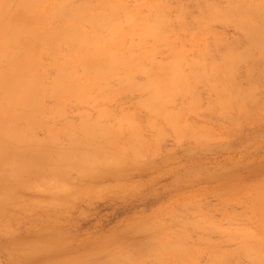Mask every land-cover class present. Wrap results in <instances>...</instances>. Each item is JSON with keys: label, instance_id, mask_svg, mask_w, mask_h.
Instances as JSON below:
<instances>
[{"label": "rangeland", "instance_id": "1", "mask_svg": "<svg viewBox=\"0 0 264 264\" xmlns=\"http://www.w3.org/2000/svg\"><path fill=\"white\" fill-rule=\"evenodd\" d=\"M156 1L166 2L167 0ZM175 4L177 3L173 0V3L171 2L172 11L174 7L176 8ZM222 5L219 3L220 7ZM193 8H191L192 11ZM142 9V13L147 15L148 7L144 5ZM220 23L216 22L213 23L214 26L213 24L210 26L212 30L209 29V35L206 34L205 27L199 28L198 32L196 30L197 35L203 42L200 46L192 43L195 32L186 33V35L180 32L185 37L183 38V44L186 53L184 52L182 56L179 55L181 58L183 57L182 61L180 58V64L184 63L182 66L179 65V72L183 73L184 76L191 75L192 68L189 74L184 69H187L185 66H191L195 62L189 64L188 60L196 61V63L199 60L204 65L206 63L205 66L203 65L205 67V77L202 79L203 81L197 80L196 86L192 83L193 79L190 83L191 78L189 77L190 90H188L189 86L186 89L188 96L182 94L186 101L179 98L181 94L180 96L178 94L176 96H179V99L176 96L173 97L171 99L172 103H168L169 105L165 103L166 107L169 108L164 107L163 109L168 110L167 112L170 115H174L176 111L175 117L178 114L176 122L180 123V126L184 122L187 124L186 121L189 124H195V126L201 123V125H204L203 127L200 125L202 130L191 137L188 134H176V130L182 129L181 127L179 129V125H175L176 123H173V125L178 129H172L170 126V128L162 129L161 132L158 131V128H149L144 118L149 116L148 120H150V115H144L143 118L142 112L138 114L141 108L138 110L139 106L136 104L139 94H136L137 92L130 95V98L126 97L129 93L126 94L125 92V96L124 92L120 95V92L116 91L117 96L102 103L101 106L105 108L107 102L110 105H107L108 108H113L116 104V107L123 105L121 107L124 116L126 112L131 115L130 117L138 114L136 115L137 120L135 118L138 127L136 122L131 125L130 121H127V123H130L127 124L123 120L122 126H119L114 122L115 120L112 121L111 119L112 122L104 121L105 124H101L97 130H82L79 125L84 123V119L80 117V113L78 114L75 109L78 108L77 110L82 113L86 109L85 105L84 107L81 105L80 108L78 107L80 105L73 107L75 105L73 103L72 106V102L68 105L65 104L64 112L66 111V114L52 123L54 129L59 132L47 130L50 126L52 127V124L48 126L52 122H49L50 120L46 122L47 126H41L33 130L27 129L21 122H15L11 118L7 119L0 116V264H53L57 260L75 257L74 255L83 258L90 254L94 255L92 260L94 259L95 264L96 262L100 263L99 261L103 262L100 264H105L107 258L102 261L103 258L113 253L117 248H124L122 251L127 250L130 256H134L133 253L135 252H140V256L143 253V257L148 259L146 253L149 250V244L152 243V241L149 243L148 240L157 226L159 234L169 236V238L174 236L171 242L174 241L175 237H180L179 232L184 233L182 229H189L188 236H185L188 239H185L184 246L185 249L189 250L193 245V250H191V258L189 257L188 262H190L189 264H206L207 256L208 260L212 257L210 254L215 252L225 253L222 251L228 252L232 247L237 250L240 245V235L237 234L239 235L237 236L235 233L238 241L237 237L234 236L233 239H230V237H233L231 236L234 235L232 232H235L239 227L241 228V225L244 226L243 228H247V226L245 227L246 224L249 225V228H253V226L256 229L262 228L258 224L256 210L254 213L252 209L257 205L256 197L259 194L263 198L258 202V206L262 205V208H264V82L260 78L257 79L260 82L255 89L253 103L246 105V109H248L246 115L237 114L233 111L234 109H232L233 112L227 114L212 112L215 108L218 109V102L216 100L217 95L212 88V90L210 89V86L215 87V75L218 76V74L208 71V65L214 64L219 68L221 66L224 67V70L228 69L227 71L230 72L232 68L229 67L230 65H226L228 62L227 53H224L226 54L225 58L222 57L223 52H225L223 45L238 43L239 46L235 48L237 52L238 49H242V42L244 43V39H242L244 32L242 33L233 25ZM201 29L205 31H201ZM172 31L171 29L170 32L172 33ZM171 33L165 35L170 34L171 36L167 37L174 41V36ZM212 34L214 35L212 36ZM165 35L162 40L167 38ZM210 35L217 40L213 39V41ZM187 36H191V38L188 37L187 39ZM168 38L165 41H160L164 42L162 45L157 42L162 48H159L158 44H155L152 40H150L152 42L147 41L145 44L146 46L150 44L151 47L148 46V48L157 51L156 53L153 52L155 56L151 55L152 57L144 54L146 57L155 58L154 60L157 61L153 60V63L150 60L153 68L150 64L147 65L143 58L140 61V65L148 69V74H151L152 69L156 71L154 64L157 63L156 67L157 65H165L177 54L176 50V53L173 52V44L176 47L180 43L176 42L175 44V41L170 40L172 43L170 45V43H166V41H169ZM190 39L192 42L189 41ZM227 42H230V44ZM166 46L169 48L166 49ZM208 46L213 48L209 49ZM195 47H198V49ZM187 52H190L189 55ZM240 52H237V54ZM191 54L193 56L195 54V57L198 58L201 55V57L198 59ZM233 54L236 53L233 52ZM148 58L146 61L149 63ZM184 59L188 61V64H185L187 61H184ZM211 60L213 62H210ZM214 61H217V64ZM141 62L146 63L148 67L143 66ZM222 62L224 66H222ZM263 65L259 69L263 68L264 70ZM189 66L188 69H190ZM237 66L238 69L234 70L235 73L231 72L234 73L233 76L231 74V78L245 85L248 81L245 79L243 81V77H247V72L243 73L246 66L245 64H238ZM240 68L241 72L239 71ZM47 71H50V69L48 68ZM236 72L237 76H235ZM50 74L51 72L49 76ZM239 74L241 75L239 76ZM143 75L139 74L138 79H136L142 80L140 82L147 81L146 73ZM146 76L148 77V75ZM143 79L145 80L143 81ZM210 80L213 81L211 85L209 84ZM202 82H206V84L203 85ZM194 83L196 82L194 81ZM226 83L230 84L229 82ZM219 85L217 86L219 87ZM193 89L196 90L193 91ZM187 92H184L185 95ZM142 93L144 96L145 91ZM191 93L193 96L194 94L200 96L201 102L199 100L200 103L197 105L202 107L207 102L212 104L217 102L215 108L208 103L207 105L210 104V106L204 105V108H213L211 111L210 109L204 111L205 109L202 107L204 109L202 112L201 107L198 108L197 106L198 113H195L197 108H194V105L191 108ZM46 98L44 103H47L46 106L49 108L53 100H50V97L49 100H46ZM114 99H116L114 102L118 101L116 104L112 102ZM196 99L193 101L198 102V99ZM179 101L187 103L180 107ZM134 102L135 107L133 106ZM177 102L178 106H176ZM171 104L175 106L172 107ZM69 105H71V110L68 107ZM189 106L190 108H188ZM121 107L119 108L120 113ZM111 109L110 112L113 111ZM115 109L114 112L116 113ZM199 113H201V116H197ZM94 114L91 115L90 121L97 119V117L95 118L97 113ZM190 115L192 118H190ZM156 119L160 127L167 126H163L165 123L163 124L162 119ZM68 123L77 126V131L70 136H67V131H62ZM155 123L154 125L157 126V123ZM199 125H197L198 128H200ZM195 126L191 127L196 129ZM169 129L174 130L173 133ZM5 130L21 135L23 140L16 141L8 136ZM225 195L228 199L226 203L223 202ZM226 210L229 212L226 213ZM230 215H232L231 218ZM241 215L248 218L247 223L244 219L245 216L240 219L236 218V223L224 222L231 221L233 218L235 221V217H241ZM215 219L218 222L223 219L222 223L220 222L222 225L219 226ZM212 220L215 222V224H212L214 226L208 224L209 222L206 223L207 221L212 222ZM191 221L193 222L190 225H195L196 228L193 226V229L191 226L187 227ZM199 221L200 223H206V225H200L202 228L205 226L208 229L210 226V230L207 231L202 228L200 230ZM196 222L198 224H195ZM181 224L184 226L181 227ZM159 226H161L160 230ZM197 226L199 227L197 228ZM228 228L231 230H228ZM249 228L247 230L251 231L252 228ZM211 229H214L215 232ZM218 230L221 233L216 232ZM203 232L208 235H204ZM227 233L228 235H225ZM227 238L231 242H228ZM234 239L236 240L234 241ZM215 240L216 243H213ZM211 243L212 245H210ZM236 244L238 247H236ZM169 258L170 256L165 254L158 261V264H169ZM239 259H242L239 260L241 263L243 261L242 264H249L244 263L247 261L245 257ZM148 260L152 261L151 258ZM152 262L151 264H155Z\"/></svg>", "mask_w": 264, "mask_h": 264}, {"label": "bare ground", "instance_id": "2", "mask_svg": "<svg viewBox=\"0 0 264 264\" xmlns=\"http://www.w3.org/2000/svg\"><path fill=\"white\" fill-rule=\"evenodd\" d=\"M166 2H159L156 0H0V116H3L7 119L11 118L15 122H21L24 126L27 127V129L34 130L41 126H47L46 122L48 120H50L49 122L52 121L48 124V126H50V124L58 120V118L61 119V117L66 114V111L64 112V106L66 107L65 104L68 105V103L72 102V106L73 103L75 105L73 107H77L76 105H80L78 106L80 108L81 105L83 107L85 105L86 109L83 108L84 110L82 111V113L81 111L77 110L78 108H74L78 114L80 113V117L84 119V123L79 125L80 129L82 130H97L98 127L101 126V124H105L104 121H111V119L112 121L115 120L114 122L116 124H119V126H122V120L123 122L125 121L124 123L130 121L131 125H134L135 123L133 124V122H136L135 118L137 120L136 115L142 112L143 118L145 117L144 115H150V120H148L149 116L144 118L146 125L149 126V128H158V131L162 132L164 128H170V126L172 129H180L181 127L182 129L176 130V134L181 135L183 133L188 134L191 137L196 132L201 131V126L203 127L204 125H201L202 123L200 124L201 126L197 124L200 127L198 128L197 125L195 126V124H193L196 127V130L194 127H191L193 126L192 123L189 124V122L186 121L187 124L184 122V124L180 126V123L178 124L176 122V119H178V114H176L177 117H175L176 111L174 110L175 113L174 115L172 114V116L169 112H167L168 110L166 111L163 108L166 107L165 103L170 104L171 99L178 94L179 96L181 94L180 97L178 96L179 98H182L183 101H186L183 96H188V92L186 90L188 86V90H190L189 77L191 78L190 83L193 79L192 83L195 84V86L197 85V80L200 81L205 77L204 66L206 65V63L204 65L203 63H200L199 60H197L198 63L193 60H188L190 62L189 64L195 62V64L193 63V65L191 66L188 65L190 69H188V66L184 65L187 68L184 70L188 74L192 68L193 71H191V75L189 74L188 76H184L182 75L183 73L179 72V65H181L180 63L183 59V57L181 58L179 55L182 56V54L185 52V45L183 44V38L185 37H183V34L186 35V33L195 32L192 37L193 42L191 39L189 41L200 46L201 44H203V42L197 35L198 29L205 27L204 29L207 32L205 33L209 35V29L212 30L210 26L213 23L215 24L216 22L218 24L222 22L224 24L227 23L233 25L236 29L242 31V33L244 32V37L242 38L244 39V43L242 42V49L237 48L239 50H237V52L241 51L239 54H237L235 50V48L239 46L237 45L238 43H235V46L232 41L233 45H231L230 42H227L230 45H223V50L225 52L222 51V57L225 58L224 56L226 54L224 53H227L226 58L228 62L225 63L226 65L228 64L227 66L230 65L229 67L232 68V70H230L231 68L229 69L230 72L227 71L228 69L224 70V67L222 68L220 64V68L214 64H207L209 66H207L208 71L218 74V76L214 74L216 77V85L214 83L215 87L221 84L216 88L214 86V88L210 86V89L212 88L217 95L216 100L218 102V109L215 108V103L217 102L214 103L213 101L214 104H212L211 102H207V104L210 103L212 104L211 107L214 106V110H212L213 108H209L210 111L212 110V112H224V114H227L234 111L237 114L246 115L248 110L246 109V105L253 103L252 101L256 93L255 89L258 87V84L260 82L257 79L260 78V80L262 79L261 81L264 82V70L263 68L259 69L260 66L264 64V0H175L178 5L175 4L176 8L174 7L173 11L171 8V2L173 3V0H167ZM219 3L223 5L220 7ZM144 5L148 7L147 15H144L142 13V7ZM192 7H194L193 11L191 9ZM171 29L173 30L172 33L170 32ZM204 29H201V31H205ZM180 32H183V34H180ZM167 33L173 34L175 44L177 42L181 45L177 44V46L180 45L178 46V49V47H175V45L173 44L174 51H172L174 53H176L177 51V54H175L174 57L171 56L172 59L169 60L170 62H167V64L165 65H157L156 67L157 63L154 64L156 71H153L152 69L153 74L151 71L152 75L150 73L149 75L147 73L148 69L143 68L140 65V61L143 58L145 60L144 62H146L147 65L150 64V60H152L153 62L155 58L153 57L154 59H150L144 54H148L147 56L152 57L151 55L155 56L153 52L156 53L157 51H153V48L149 49L148 46L150 44H148L147 46L145 44L150 40L155 42V44L157 42L159 43ZM169 35L170 34L165 36L170 37L171 35ZM213 35L214 34H212V36ZM188 37L189 36H187L186 38L188 39ZM189 38H191V36ZM165 39L162 41H165ZM213 39L216 38H212V40ZM168 40L169 41H166V43H170L171 45V38H168ZM171 41L174 42L173 40ZM160 43L162 45L164 42ZM159 44V48H162V46L160 47ZM165 48L167 49L169 47L166 46ZM195 48L198 49V47ZM233 52H235L236 54H233ZM142 53L144 56H141ZM206 53L204 54L206 55ZM209 55L211 56V54ZM193 57H195V54ZM147 58L149 63L146 61ZM186 59H184V61ZM188 61L187 63L185 62V64H188ZM144 62H141V64H143ZM210 62H213V60H211ZM214 62H216L217 64V61ZM146 63L143 64V66L146 65ZM261 63L262 65H260ZM183 64L184 63H182V65ZM238 64H245L246 66V68L244 67V69L246 70L243 73L247 72V77H243L242 75L243 81L244 79L248 80L245 85H242L238 80H232L231 78V72L233 71L235 73L234 70L238 69ZM150 66H152V64H150ZM222 66H224L223 62ZM48 68L50 69V71H47ZM241 68L239 69L240 72L242 71ZM220 70L222 71L220 72ZM50 72L51 74L49 76ZM237 72L235 76H237ZM145 73L146 75H148V77L145 75L147 81H144L145 79H143L144 82H140L142 80H137V76H139V74L143 75ZM240 75L241 74H239V76ZM248 75H250V77H248ZM208 79L210 78L208 77ZM194 81L196 83H194ZM212 82L213 81H211L209 84L211 85ZM226 82H229L230 84ZM201 84L204 85L206 84V82H202ZM195 90L193 89V91ZM116 91H119L120 95L124 92L125 96L127 93H129L126 97H130V95H133L136 92V94L139 93V98L136 95V104H138L137 106H139L138 110L141 108V111L139 110L138 114H134V117H130L131 115H128V112H126L124 116L122 114L123 108L121 107L123 105L116 107V103L118 101L114 102L117 98L112 100V102L116 104L115 106H113L112 104L113 108H108V106H110L108 102L106 103L108 106L105 104V108L102 107V103H105L106 101H109L113 97L117 96ZM143 91H145V93L147 92L146 95L144 93V96L142 93ZM184 92H187L186 95ZM182 94L184 95L182 96ZM199 95L194 94L193 96L191 93V108L193 107V105L194 108H197V106L198 108L201 107V105H197L201 102ZM195 96L198 99V102L193 101L194 99H196L194 98ZM45 98L46 100H53V102L50 103L52 104L51 107L47 108V103H44ZM112 102L110 101V103ZM179 102L180 107L185 103H181V101ZM134 104L135 102L133 103V106L135 107L136 104ZM207 104H203L202 107L204 108V105L210 106V104ZM70 106L71 105H69L68 107ZM176 106H178V102L176 103ZM120 107L121 113L119 112ZM202 107L200 108L201 111L204 109V111H209V109H207L208 107H205L204 109H202ZM111 108L113 109V111L110 112ZM115 108H117L118 111ZM188 108H190V106ZM198 108L195 113H198ZM114 109L116 110V113L118 112V114L114 112ZM232 109L234 110L232 111ZM66 110L68 109L66 108ZM138 110L136 109V111ZM91 111L95 113L94 114L92 112L94 115H96L97 113V115L95 116V118L97 117V119H95L94 121H90L92 117L91 115H93ZM145 111L147 112L145 113ZM199 114H197V116H201V113ZM156 118L162 119L163 124L165 123V125H162L167 126L160 127ZM190 118H192L191 115ZM146 119L150 121V123H148ZM154 120L159 127L154 125ZM115 123L113 124L115 125ZM168 123H170L171 125ZM173 123H176L175 125L178 124V128L176 126L174 127ZM138 126L139 125L137 124V127ZM172 129L169 130L171 131ZM47 130L50 132H59L58 130L54 129L53 124L52 127L50 126ZM165 130L168 131L167 129ZM62 131H67V136H70L77 131V126L68 123V125H65V127L62 129ZM173 131L174 130H172V133ZM5 132L8 136L12 137L16 141L23 140V137L21 135L14 134L10 130H5ZM223 198V202L226 203L228 200L227 195H225ZM262 198L263 196L261 194L257 195V205L252 209L254 213L256 210V215L259 217H257L258 224L261 225L262 228L256 229L253 226V228L255 229L250 227L252 228L250 231L247 230V228H249V225H245V227L247 226V228H243L244 226L242 227L241 225V228L239 227V229H237L235 232H232L234 235L231 236L233 237H230V239H233L240 235L239 247L236 244V247H238L237 250L234 247L235 250L233 251L234 248L232 247V249L229 247V250L231 251L228 250V252L222 251L225 253L215 252L213 254H210L212 257L209 256L210 258L208 260L207 256V261H205L206 264L208 261V264H242L243 261L242 263L241 261L239 262V260H242L239 259L241 257H245V259H247V261L243 259L245 261L244 263H264V208H262V205L258 206V202H260ZM228 212L229 211H227L226 213ZM231 216L232 215H230V218ZM244 216L245 215H243V217ZM243 217L242 215L241 217H235V221L232 217V222L228 221L227 219L226 220L228 222H224L236 223V218L240 219ZM244 219L247 223L248 218L246 217ZM216 220L217 219H215V222L219 223L220 226L223 219H221V223ZM200 221L198 223H200ZM192 222L193 221H191V223L189 222V225H187V227L193 226L194 228H196L195 225H190L192 224ZM210 222L211 221H207L206 223L211 225L215 224L213 220L212 222L214 223ZM198 223L196 222L195 224ZM203 223H200L199 226L206 225V223ZM182 224L181 227L185 225L184 224L182 226ZM199 226H197V228ZM157 228L158 226L154 228V230L152 231L153 234L148 240L149 243L152 241V248L149 244L150 247L148 252L146 253V256L148 254V259L151 258L152 261L154 260L153 262L151 261L152 263L158 264V261H160V259L164 257L165 254H168V256H170L169 261L171 264H189L190 262H188V260L190 257V253L192 252L191 250H193V245H190L191 247L189 248V250H187L185 249L184 243L185 239H188V237L185 238V236L190 230L188 229V231L186 230V228H184L185 230L182 229L184 233L179 232L180 237H175L174 241L171 242L174 236L170 238L169 236H163V234H159ZM200 228L202 227L200 226L199 229ZM160 229L161 226H159V230ZM202 229L208 231L210 230V226L208 229H206L205 226ZM228 230L231 229L228 228ZM212 231H214V229ZM216 232L220 231L218 230ZM235 233L236 235H239L235 236ZM204 235L208 234L204 233ZM225 235H228V233ZM236 239L238 241V237ZM236 239H234V241ZM229 241L230 240H228V242ZM213 243H216V240ZM210 245H212V243ZM122 250H124V248L115 249L113 253L103 258L102 261H105L104 259L107 258L105 264H151L150 260L143 257V253L140 256V252H135L133 253L134 256H130L126 248L125 252ZM126 252L127 254H125ZM74 256L75 257L72 256L62 260H57L53 264H93L95 262H93L94 259L92 260V258H94L93 254H90L87 257L83 258H79L76 255ZM192 256L195 257L197 255ZM99 262L103 263L101 261ZM100 263L96 262V264Z\"/></svg>", "mask_w": 264, "mask_h": 264}]
</instances>
